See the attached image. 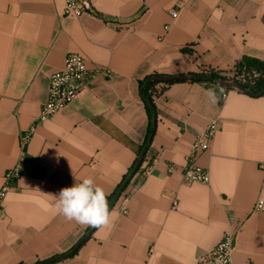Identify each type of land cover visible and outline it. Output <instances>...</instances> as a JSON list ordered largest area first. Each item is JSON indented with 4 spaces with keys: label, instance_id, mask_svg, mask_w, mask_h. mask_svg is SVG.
Segmentation results:
<instances>
[{
    "label": "crops",
    "instance_id": "crops-1",
    "mask_svg": "<svg viewBox=\"0 0 264 264\" xmlns=\"http://www.w3.org/2000/svg\"><path fill=\"white\" fill-rule=\"evenodd\" d=\"M84 1L77 18L64 15L65 0H0V189L22 166L0 206V264L68 254L92 228L56 214L55 197L87 176L107 197L118 189L147 140L146 77L228 70L244 56L264 61V0ZM70 52L86 57L92 81L37 123L51 76ZM155 104L146 153L158 159L152 174L137 172L110 208L111 230L95 229L74 254L50 264H197L226 233L237 237L232 264H264V208L255 209L264 199V94L188 79ZM212 119L216 136L197 157L211 181L187 184L193 141ZM34 124L22 154L20 134Z\"/></svg>",
    "mask_w": 264,
    "mask_h": 264
},
{
    "label": "built area",
    "instance_id": "built-area-1",
    "mask_svg": "<svg viewBox=\"0 0 264 264\" xmlns=\"http://www.w3.org/2000/svg\"><path fill=\"white\" fill-rule=\"evenodd\" d=\"M66 7L64 15L72 17H80L87 9L84 0H65ZM178 15L177 10L172 11V16L175 18ZM212 69L219 70L216 67H204V72H209ZM101 74L109 77L111 70L109 68L98 69ZM202 71V72H203ZM259 73H255L258 76ZM92 74L90 73L86 57L79 52H70L65 59V66L63 69L56 71L52 74L50 79L49 94L47 102L42 106L41 113L37 119V123H41L55 114L59 113L66 106L71 104L79 92L85 87L89 86L92 81ZM240 79L245 80L244 75L239 76ZM224 91L222 97L226 96ZM218 119H212L207 128L198 133L193 141L191 151L187 157V164L183 169V180L187 184L195 182H201L209 184L211 181L210 171L197 163V157L200 152L208 151L212 142L216 136L218 130ZM36 129V124L32 125L29 129L20 134V145L22 154L33 136ZM158 162V159H146L141 165L139 173L143 178L152 174L153 168ZM177 170V167L171 164L168 167V172L173 173ZM22 176L21 163H17L11 168L5 175V181L0 189V206L5 199L8 191L10 190L12 183ZM129 196H125L120 208L123 213L128 212L127 203ZM174 206H178V200L174 201ZM264 208V199L260 197L256 203L255 209L260 210ZM237 237L236 234L226 233L220 243L208 253L198 258L197 264H232L233 253L236 250Z\"/></svg>",
    "mask_w": 264,
    "mask_h": 264
},
{
    "label": "trees",
    "instance_id": "trees-1",
    "mask_svg": "<svg viewBox=\"0 0 264 264\" xmlns=\"http://www.w3.org/2000/svg\"><path fill=\"white\" fill-rule=\"evenodd\" d=\"M230 72L232 75H230ZM255 73H259L258 76H255ZM194 74H209L214 76L215 78L228 82L229 84L226 85L228 89H236L239 91L247 92L251 95H262L264 94V61L249 57V56H244L242 59H240L233 67L232 69L228 70H214L212 69L209 72H198V73H189L188 75H194ZM156 75H161V76H166L162 75L160 73H156L153 75H150L146 77L142 82H141V91H142V96L146 102V107L148 111V116H149V125H148V135H147V140L145 144L142 146L141 151L144 149L145 145L149 141L151 135H154L155 130H156V125H154V119H157V111H156V104L155 100L156 98L165 91V89L175 83L176 81H170V82H160L157 80H153L152 77ZM244 75L245 80L240 79L239 76ZM194 80L198 81H209L205 77H197ZM161 88H158V84H162ZM140 151V153H141ZM138 159L134 163L130 173L125 175L123 181L119 185L118 189L121 187V185L126 181V179L131 175L133 172L134 168L136 167ZM141 166L139 167L138 172L140 171ZM117 189V190H118ZM116 190V191H117ZM116 191L108 196V203L110 202L112 196L116 193Z\"/></svg>",
    "mask_w": 264,
    "mask_h": 264
},
{
    "label": "clouds",
    "instance_id": "clouds-1",
    "mask_svg": "<svg viewBox=\"0 0 264 264\" xmlns=\"http://www.w3.org/2000/svg\"><path fill=\"white\" fill-rule=\"evenodd\" d=\"M55 198L56 214L68 221L95 229L111 230L115 226L117 214L110 211L104 188L91 176L60 189Z\"/></svg>",
    "mask_w": 264,
    "mask_h": 264
},
{
    "label": "water",
    "instance_id": "water-1",
    "mask_svg": "<svg viewBox=\"0 0 264 264\" xmlns=\"http://www.w3.org/2000/svg\"><path fill=\"white\" fill-rule=\"evenodd\" d=\"M205 77L207 78L208 80L212 81V82H215L221 86H225L227 87L226 85H228L229 83L228 82H225V81H221L217 78H215L214 76L212 75H209V74H194V75H176V76H161V75H156V76H153L152 79L153 80H157V81H160V82H170V81H185V80H194L195 78L197 77ZM157 124V119L155 118L154 119V125ZM153 138V135H151L149 141L147 142V144L145 145L144 149L141 151L139 157H138V161H137V164H136V167L134 168L133 172L131 173V175L126 179V181L121 185V187L116 191V193L112 196L110 202H109V207L111 208L115 202L117 201V199L121 196V194L124 192V190L127 188V186L130 184L131 180L133 179V177L135 176V174L138 172L139 170V167L142 165L143 161L145 160L146 158V153H147V150L150 146V143H151V140ZM95 230V228H91L85 235L84 237H82V239L80 241H78V243L75 245V247L73 248V250L68 253V254H65V255H61V256H58V257H54L52 259H49V260H46V261H41V262H38L36 264H50V263H53V262H56L57 260L63 258V257H66V256H69L71 254H74L76 252V250L85 242V240L93 233V231Z\"/></svg>",
    "mask_w": 264,
    "mask_h": 264
},
{
    "label": "rangeland",
    "instance_id": "rangeland-1",
    "mask_svg": "<svg viewBox=\"0 0 264 264\" xmlns=\"http://www.w3.org/2000/svg\"><path fill=\"white\" fill-rule=\"evenodd\" d=\"M232 74H233V72H232ZM232 74H231V72H230V75H232Z\"/></svg>",
    "mask_w": 264,
    "mask_h": 264
}]
</instances>
